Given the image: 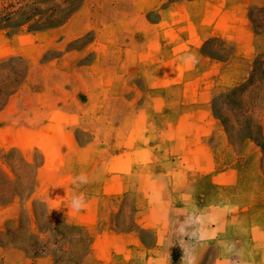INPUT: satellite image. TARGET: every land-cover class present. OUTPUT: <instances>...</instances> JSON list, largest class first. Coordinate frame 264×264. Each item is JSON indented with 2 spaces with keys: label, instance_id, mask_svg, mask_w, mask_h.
Here are the masks:
<instances>
[{
  "label": "rangeland",
  "instance_id": "rangeland-1",
  "mask_svg": "<svg viewBox=\"0 0 264 264\" xmlns=\"http://www.w3.org/2000/svg\"><path fill=\"white\" fill-rule=\"evenodd\" d=\"M53 105L82 116L46 166L5 132ZM128 137L156 154L133 184L172 186L155 220L168 264H264V0H0V264H107L103 226L150 244L130 192L92 224L71 207L73 177L90 164L101 181Z\"/></svg>",
  "mask_w": 264,
  "mask_h": 264
},
{
  "label": "crops",
  "instance_id": "crops-1",
  "mask_svg": "<svg viewBox=\"0 0 264 264\" xmlns=\"http://www.w3.org/2000/svg\"><path fill=\"white\" fill-rule=\"evenodd\" d=\"M12 100L11 96L5 105V110L9 106L12 107ZM38 108L41 109L39 114L35 113L34 118L30 116L26 123L18 122L16 129L5 132V136L13 137L11 144L36 145L41 150L43 164L54 166L59 162L62 150L70 146L72 138H75V130L70 126L79 121L82 113L54 105L47 109L43 106ZM17 117L19 116L15 118ZM126 141L121 142L125 144L121 150L115 152L103 150V156H107L108 163L101 181L96 182L91 178L93 168L90 164L87 165L88 169H84L83 175L87 178V184L84 183L83 190L86 206L81 214L84 216V224H92L105 213L102 205L103 197H108L116 203L130 192L137 210L134 222L140 226L141 230L151 233L152 242L144 243L141 233L137 230H115L110 226H103L92 238L93 253L100 262L105 261L108 262L107 264H168L166 247L169 248L171 237L155 220L156 214L160 213L166 205L161 194L172 190V186L170 184L166 187L150 175L147 176V183L133 184L135 163L151 162L156 154L148 140L141 141V138L128 137ZM88 143V145L93 143V137ZM109 215L110 209L106 217ZM201 254V251H196L190 257L187 254L184 255L186 261L191 260L192 264H198Z\"/></svg>",
  "mask_w": 264,
  "mask_h": 264
},
{
  "label": "clouds",
  "instance_id": "clouds-1",
  "mask_svg": "<svg viewBox=\"0 0 264 264\" xmlns=\"http://www.w3.org/2000/svg\"><path fill=\"white\" fill-rule=\"evenodd\" d=\"M192 59H195V58L193 57ZM77 182L86 183L87 182L86 176L83 174H80L78 176L73 177V183H77ZM85 206H86V200H85V195L83 193L73 195L72 200H71V207L74 210L79 211L83 209ZM181 264H192V261L191 260L186 261L185 255L183 253L181 257Z\"/></svg>",
  "mask_w": 264,
  "mask_h": 264
},
{
  "label": "trees",
  "instance_id": "trees-1",
  "mask_svg": "<svg viewBox=\"0 0 264 264\" xmlns=\"http://www.w3.org/2000/svg\"><path fill=\"white\" fill-rule=\"evenodd\" d=\"M255 141L260 142V138L256 135L252 137ZM264 144H262V148H263ZM264 149V148H263Z\"/></svg>",
  "mask_w": 264,
  "mask_h": 264
}]
</instances>
